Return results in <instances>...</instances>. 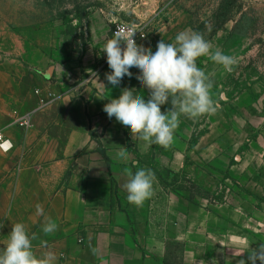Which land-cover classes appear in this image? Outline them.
I'll return each instance as SVG.
<instances>
[{"label": "crops", "instance_id": "obj_1", "mask_svg": "<svg viewBox=\"0 0 264 264\" xmlns=\"http://www.w3.org/2000/svg\"><path fill=\"white\" fill-rule=\"evenodd\" d=\"M160 40L152 35L142 47L154 52ZM47 42L0 27V133L13 143L10 154H0V248L11 226L23 222L37 236L36 255L51 251L56 264H165L172 242L181 243L180 264H226L209 241L208 212L161 192L159 178L142 206L126 200L123 169L130 163L118 161L117 153L123 148L137 167L152 171L164 154L103 111L123 88L149 98L139 74L112 87L104 53L81 62ZM21 117L29 128L14 124ZM182 152L175 144L167 161ZM46 217L58 225L47 236L41 232Z\"/></svg>", "mask_w": 264, "mask_h": 264}, {"label": "rangeland", "instance_id": "obj_2", "mask_svg": "<svg viewBox=\"0 0 264 264\" xmlns=\"http://www.w3.org/2000/svg\"><path fill=\"white\" fill-rule=\"evenodd\" d=\"M140 22L147 40L196 31L236 60L230 72L197 60L220 108L195 120L181 116L173 143L159 145L164 154L153 172L161 192L208 212L209 241L226 264H250L249 254L264 245V0H0V27L47 40L81 62L100 58L115 24ZM175 144L183 152L168 162ZM167 252L169 264H180L181 243Z\"/></svg>", "mask_w": 264, "mask_h": 264}, {"label": "clouds", "instance_id": "obj_3", "mask_svg": "<svg viewBox=\"0 0 264 264\" xmlns=\"http://www.w3.org/2000/svg\"><path fill=\"white\" fill-rule=\"evenodd\" d=\"M137 31L123 28L104 43L101 50L110 69L105 79L112 87H118L123 78H131L135 71L139 74L137 83L148 90L149 98L145 100L135 90L123 88L117 98L108 100L103 111L109 119H114L130 132L132 137L144 142L146 147L158 144L167 148L173 143L181 116L195 120L214 115L220 108L213 98V80L197 66V60L207 57L228 72L236 60L214 47L200 32L180 31L173 42L161 39L153 52L137 44L134 38ZM93 76L96 77V74L93 73ZM166 103L170 104V108L162 112L161 106ZM116 158L120 162L130 163V167L123 169L127 177L123 186L126 200L135 206H142L154 194V172L150 168L137 167L138 162L130 161L129 154L123 148ZM3 227V223H0V228ZM57 227L52 218L46 217L41 232L47 236L55 233ZM36 239V234L30 232L25 223H14L6 246L0 248V264H56L57 257L51 251L36 255L33 244ZM40 243L46 248V241L41 240ZM256 260L264 264V245L260 246L259 253L249 254L250 264H256Z\"/></svg>", "mask_w": 264, "mask_h": 264}, {"label": "built area", "instance_id": "obj_4", "mask_svg": "<svg viewBox=\"0 0 264 264\" xmlns=\"http://www.w3.org/2000/svg\"><path fill=\"white\" fill-rule=\"evenodd\" d=\"M134 28L136 30H138L135 34V40L137 42V44L139 46H142V44L147 40L149 31H148V27L145 23H119V24H115L109 31V34L107 36V40L110 38H113L115 36V34L119 31H121V29L123 28ZM141 33L143 34V36L141 35ZM121 47H123V45H121ZM106 62V59H105ZM27 117H21V118H17L16 120H14V124L17 125L18 127H22V128H29V122L27 120ZM13 150V143L12 141L3 136L0 133V154L2 155H8L10 154V152ZM78 242H81L80 239H78Z\"/></svg>", "mask_w": 264, "mask_h": 264}, {"label": "trees", "instance_id": "obj_5", "mask_svg": "<svg viewBox=\"0 0 264 264\" xmlns=\"http://www.w3.org/2000/svg\"><path fill=\"white\" fill-rule=\"evenodd\" d=\"M167 258V257H166ZM166 261H168V259H166ZM165 264H169L168 262H165Z\"/></svg>", "mask_w": 264, "mask_h": 264}]
</instances>
